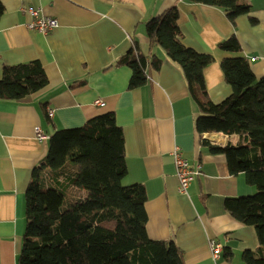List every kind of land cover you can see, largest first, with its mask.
I'll list each match as a JSON object with an SVG mask.
<instances>
[{
	"label": "crops",
	"instance_id": "1",
	"mask_svg": "<svg viewBox=\"0 0 264 264\" xmlns=\"http://www.w3.org/2000/svg\"><path fill=\"white\" fill-rule=\"evenodd\" d=\"M0 1V78L4 66L32 60L48 78L45 88L24 100L0 99V264H18L25 190L47 154L49 139L36 140L35 127L49 138L56 130L80 127L109 111L123 135L126 174L121 183L143 185L145 229L151 240L173 241L183 264H245L244 250L264 254L254 229L225 206L227 199L251 195L256 187L244 173L231 174L225 155L210 149L236 143L238 136L196 130L200 110L181 67L145 30L150 18L177 7L181 42L214 58L203 75L208 97L218 104L232 91L221 68L223 59L244 58L256 79L264 76V0H244L249 11L234 23L217 7L187 0ZM28 7L55 19L57 26L47 33L30 29ZM231 34L239 49L220 48ZM130 51L146 59V81L133 88L132 70L124 63ZM156 57L162 60L158 69L151 66ZM98 99L102 104H95ZM48 108L52 117L46 116ZM174 146L191 164L201 163V173L186 193L178 190ZM210 239L221 245L218 258L211 254ZM223 248L232 251L229 260Z\"/></svg>",
	"mask_w": 264,
	"mask_h": 264
},
{
	"label": "trees",
	"instance_id": "2",
	"mask_svg": "<svg viewBox=\"0 0 264 264\" xmlns=\"http://www.w3.org/2000/svg\"><path fill=\"white\" fill-rule=\"evenodd\" d=\"M187 1L217 7L232 23L249 11L244 0ZM3 10L0 1V16ZM145 30L150 41L158 43L181 67L190 96L200 110L196 130L238 136L236 143L210 145V149L225 155L231 174L244 173L247 183L256 187L251 195L227 199L225 206L235 219L254 229L264 248V76L256 79L244 58L223 59L221 68L232 91L216 104L208 97L203 75L214 58L181 42L177 7L150 18ZM218 46L239 49L234 34ZM124 60L132 70L129 87L143 85L146 59L130 51ZM161 63L156 57L151 66L158 69ZM47 84L37 60L6 65L0 78V99L21 101ZM48 139L46 157L33 169L25 190L18 264H183L173 241L147 236L143 185L121 183L126 174L124 143L113 112L94 116L80 127L56 130ZM203 144L208 145L207 138ZM70 191L84 194L70 196ZM223 256L229 260L232 251L223 248ZM242 260L264 264V254L247 249Z\"/></svg>",
	"mask_w": 264,
	"mask_h": 264
},
{
	"label": "built area",
	"instance_id": "3",
	"mask_svg": "<svg viewBox=\"0 0 264 264\" xmlns=\"http://www.w3.org/2000/svg\"><path fill=\"white\" fill-rule=\"evenodd\" d=\"M27 12H29L33 18V21L28 25L30 29L47 33L57 26L55 19L40 15L37 8L28 7ZM95 104H102V101L98 99L95 101ZM46 113L48 117H52L53 110L48 108ZM34 136L38 141L48 139V135L39 126L35 127ZM209 139L211 143L215 144L216 140L214 137H209ZM171 156L174 163L175 175L178 179V190L182 193H186L190 183L201 173V163L196 162L195 164H191L189 160L183 156L178 146L173 147ZM208 243L212 256L218 258L221 251V245L215 239H210Z\"/></svg>",
	"mask_w": 264,
	"mask_h": 264
},
{
	"label": "rangeland",
	"instance_id": "4",
	"mask_svg": "<svg viewBox=\"0 0 264 264\" xmlns=\"http://www.w3.org/2000/svg\"><path fill=\"white\" fill-rule=\"evenodd\" d=\"M75 194H83V192H81V191H70L69 192V195L71 196V195H75ZM69 198V197H68ZM70 199V198H69ZM68 199V200H69Z\"/></svg>",
	"mask_w": 264,
	"mask_h": 264
}]
</instances>
